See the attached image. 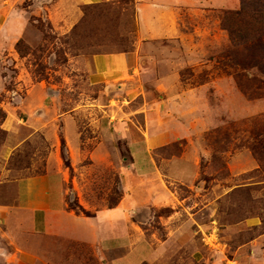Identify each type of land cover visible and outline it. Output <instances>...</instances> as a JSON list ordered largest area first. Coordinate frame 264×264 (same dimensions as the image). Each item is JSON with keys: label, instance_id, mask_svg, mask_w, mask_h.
<instances>
[{"label": "rangeland", "instance_id": "374dc122", "mask_svg": "<svg viewBox=\"0 0 264 264\" xmlns=\"http://www.w3.org/2000/svg\"><path fill=\"white\" fill-rule=\"evenodd\" d=\"M27 3L0 0V10L7 11L0 17V207L17 206L18 181L47 174L50 163L60 164L66 173L70 210L79 214L83 201L92 216L116 205L123 195L119 171L129 165L132 153L145 148L150 135L145 111H161L169 103L163 81L175 75L186 93L184 102L192 104L186 113L175 114L190 133L154 152L167 159L199 147L202 174L194 189L180 184L171 188L185 199L188 211L200 210L183 230L195 235L192 249H178L172 242L170 253L155 264H227V258L264 264V254L258 257L241 248L264 234V84L256 70L237 65L250 61L248 53L242 46L233 48L221 24L225 12L241 9V0H197L198 11H183L185 36L179 40H142L134 0H119L81 7L82 17L66 29L46 17L28 15L25 36L14 42L20 30L12 34L9 27L18 25L17 14ZM19 42L23 53L17 50ZM136 52L139 69L128 79L133 85L113 87L104 95V105L111 106L107 116L106 106L98 108L93 102L102 85L92 87L81 75L83 62L98 54L133 53L134 63ZM103 116L104 122L112 120V132H120L114 145L101 144L104 153L115 148L120 160L112 167L78 159V153L72 166L64 126L73 122L81 136L76 147L90 153L103 141L97 123ZM37 128L41 131L35 132ZM241 164L242 169L232 170ZM173 213L161 209L136 219L144 223L148 237L155 234L162 241L167 231L159 218ZM251 219L259 226L241 227ZM52 244L44 249L43 264H101L96 249L84 243L57 239ZM0 247L11 249L6 240H0ZM191 251H198L200 259L194 262ZM0 264H5L2 258Z\"/></svg>", "mask_w": 264, "mask_h": 264}, {"label": "crops", "instance_id": "0c3cea01", "mask_svg": "<svg viewBox=\"0 0 264 264\" xmlns=\"http://www.w3.org/2000/svg\"><path fill=\"white\" fill-rule=\"evenodd\" d=\"M116 1L119 0H18L21 3L28 2L27 6L20 9V13L17 14L18 19L15 21H18V25H12L9 27L10 31L9 28L7 31L13 34L14 31L20 30V33H14L17 34L14 42L22 35L25 36L28 15L46 17L54 25H59L60 29H66L69 24L82 17L81 7ZM134 2L139 34L146 42L179 40L185 36L183 11H198L197 0H134ZM6 13L5 8L1 9L0 17ZM131 54L133 53L95 55L90 62H83L86 70L81 75L86 76L92 87L102 85L100 87L103 89L93 102L98 108L106 106L104 112L107 116H110L111 106L104 105L106 101L104 95L113 87L133 85L128 83V79L138 71L140 57L136 52V60L133 63ZM163 82L165 86H162L167 90L166 95L170 104L167 103L161 111H156V108L153 109L154 111L151 109L145 111L150 135L145 142V148L141 152L132 153L129 165H125L122 170L120 169L121 172L119 171L123 175V195L117 204L96 210L92 212L91 217L70 210L66 202V173L62 174L60 164L50 163L51 171L47 174L18 181L17 206L0 207V219L3 222L2 224L0 221V240H6L11 248L0 247V258L5 264H43L44 249L50 248L52 242L57 239L84 243L93 247L101 264H155L157 258L170 253L168 247L175 241L178 249L186 247L192 249L191 242L195 235L183 230L200 209L195 212L188 211V208L184 207L185 199L177 197L171 187L180 184L187 185L189 189L193 188L192 185L202 174L200 163L202 157L198 152L199 147L196 149L197 152H183L180 156H171L167 159L154 152L155 149L172 144L190 133L187 131V126L182 125L175 114L176 111L186 113L192 106L190 102H184L186 93L180 89L179 77L167 76ZM34 110L35 108L32 107V111ZM104 121H106L104 116L97 121L103 141L93 152L85 154L76 147L80 144L81 138L77 127L73 122L71 123V120L68 121L69 125L64 126L65 140L70 146L72 166L76 167L75 157L78 153V159L80 157L90 159L95 164L109 162L112 167L116 165L113 162L120 160L115 148L112 154L104 153L101 144L104 145L109 141L114 145L120 134L119 130L116 133L112 132L110 128L112 120ZM117 126L116 124V128ZM37 131L41 129H35V132ZM244 165L231 168L240 170ZM80 203L84 208L88 207L86 202L80 201ZM169 208L174 210V213L167 218H159L166 227L165 238L158 241L155 234L148 237L142 227L144 223L136 218L150 216L153 212ZM186 211L189 212L188 216L185 214ZM9 224L14 230L9 229ZM244 226L254 228L258 227L259 223L251 219L241 224L242 228ZM197 227L200 229L201 225L197 224ZM41 238L49 242L43 245L37 244L35 240ZM263 244L264 234L241 248L251 249L255 256L261 257L264 254ZM191 252L194 262L197 261L196 257H201L198 256V251ZM227 259V264H242L241 259Z\"/></svg>", "mask_w": 264, "mask_h": 264}, {"label": "trees", "instance_id": "16d2710c", "mask_svg": "<svg viewBox=\"0 0 264 264\" xmlns=\"http://www.w3.org/2000/svg\"><path fill=\"white\" fill-rule=\"evenodd\" d=\"M221 24L228 32L233 48L242 46L248 53L250 61L238 62L237 65L241 70H256L264 84V0H241V9L225 12ZM21 46L22 43L19 42L17 50L23 53ZM232 53L235 56L237 51ZM262 150L264 151V148ZM78 211L91 217L82 207H79Z\"/></svg>", "mask_w": 264, "mask_h": 264}]
</instances>
